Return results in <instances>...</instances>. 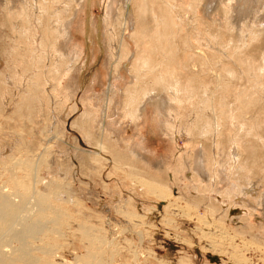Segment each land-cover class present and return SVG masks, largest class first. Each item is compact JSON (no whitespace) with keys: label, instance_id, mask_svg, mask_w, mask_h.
Wrapping results in <instances>:
<instances>
[{"label":"rangeland","instance_id":"obj_1","mask_svg":"<svg viewBox=\"0 0 264 264\" xmlns=\"http://www.w3.org/2000/svg\"><path fill=\"white\" fill-rule=\"evenodd\" d=\"M35 1L0 0V264H264V0H133L125 37Z\"/></svg>","mask_w":264,"mask_h":264},{"label":"bare ground","instance_id":"obj_2","mask_svg":"<svg viewBox=\"0 0 264 264\" xmlns=\"http://www.w3.org/2000/svg\"><path fill=\"white\" fill-rule=\"evenodd\" d=\"M71 0V4H72V8L70 10H61V14L62 13H65L67 14V19L63 21H60V24L54 28L55 29V32L57 35H66L67 37L68 36H71V32H79V31H82L84 32V28H83V18L81 17L84 13V10L85 12H87L88 8L92 5L95 4V2L97 0ZM133 0H121V9L123 11L122 13V28H121V31H120V35L119 36H126V33L125 31H127V29L129 28V25H130V16H131V9H130V4L132 3ZM34 2V1H33ZM36 3L33 4V8L31 9V12H34L35 14L38 13V11L40 12V7L38 5V2L39 0H36L35 1ZM103 2V1H102ZM106 3V2H105ZM113 3H114V0H112L109 4L107 2V6L105 7L108 14L111 12V9L113 7ZM99 4V3H98ZM104 5V4H103ZM23 6V5H22ZM28 6V5H27ZM31 6V4H29V7ZM208 10H212V5H211V2L208 4ZM26 7V6H25ZM32 7V6H31ZM28 8V7H27ZM114 8V7H113ZM21 9V8H20ZM136 9V8H135ZM27 10V9H26ZM29 10V9H28ZM114 10V9H112ZM21 11V10H20ZM30 11V10H29ZM135 11V10H134ZM113 13V12H112ZM162 13L164 14V16L167 18L169 15H170V11H169V8H166V6H163L162 7ZM81 15V16H80ZM119 16V15H118ZM60 17V16H59ZM119 18V17H118ZM164 19V18H163ZM62 20V19H61ZM61 23L63 24L62 27H61ZM166 25L164 26H169L170 23L168 21H165ZM162 24V23H161ZM53 29V30H54ZM166 29V28H165ZM73 30V31H72ZM50 32V31H49ZM51 33V32H50ZM70 34V35H69ZM161 38V37H160ZM71 39V38H70ZM81 40V39H80ZM75 41V40H74ZM164 41H161L160 39V44L158 46V48L162 47L165 48L164 46ZM159 48V49H160ZM162 51V49H161ZM161 55V54H160ZM120 58H113V63H112V67L113 69H115V67H117L118 65V62H120L119 60ZM173 59L172 56H169L167 59H166V62H164V66H161V67H167L169 66V64L171 63V60ZM161 62V61H160ZM160 70V69H159ZM111 88V87H110ZM109 92V91H108ZM107 92V93H108ZM106 114L104 113V118L106 117L105 116ZM141 117V116H140ZM144 120V119H143ZM104 121V120H103ZM105 122L103 123L102 122V129L105 127ZM98 141V140H97ZM139 154V153H138ZM107 162V161H106ZM29 189V188H28ZM33 191V189H31ZM246 190V189H245ZM31 193V192H29ZM34 192H32L33 194ZM31 194V195H32ZM18 195V194H17ZM27 195V194H26ZM34 195V194H33ZM36 195V194H35ZM16 196V195H15ZM25 196V195H24ZM43 195L40 196V200H39V203L42 204L43 203V200L45 199L46 202H48L49 200V196L47 195V198L46 197H43ZM33 197V196H32ZM38 197V195H37ZM37 197L35 198L36 199V202L38 203V199ZM27 198V196H26ZM33 200V199H32ZM19 201V200H18ZM16 201L14 203V201H12L11 199H9L8 197H6L5 195H2L0 194V242L2 239H4L6 236H9V230L12 229L13 230V226L15 225V223L18 221V218L21 215V212H23L25 209H26V205H27V202H26V199L25 200H21V201ZM45 202V201H44ZM40 207V206H39ZM38 207V208H39ZM47 207V206H46ZM49 208V207H48ZM45 210V209H44ZM42 210V211H44ZM52 210V209H51ZM28 211V210H27ZM40 212V211H39ZM45 212V211H44ZM47 212V211H46ZM25 213V212H24ZM2 214V215H1ZM34 217V216H33ZM22 218V217H21ZM20 218V219H21ZM24 218V217H23ZM42 218V217H41ZM19 219V220H20ZM32 220V219H31ZM23 221V220H22ZM41 221V220H40ZM39 220H37V222L33 220L32 224L29 225L28 223H26L23 228L18 226L16 228H22L21 231L19 232H16L13 234V237L14 238H17V240L21 241L22 243H25L26 239L27 238H30V237H33L34 235H36L37 232H39V227L41 226L39 224L40 222ZM45 222V221H44ZM39 224V225H38ZM16 226V225H15ZM14 226V228H15ZM60 227V226H59ZM45 228V227H44ZM17 230V229H15ZM42 230V228H41ZM82 230V229H81ZM18 231V230H17ZM86 237V236H85ZM31 240V239H30ZM29 240V241H30ZM16 241V240H15ZM18 242V241H17ZM34 242V241H33ZM8 243V242H7ZM34 244V243H33ZM4 246V245H3ZM27 246V245H26ZM34 246V245H33ZM30 249V248H29ZM13 252V251H12ZM19 252V251H18ZM26 252V251H25ZM10 253V252H8ZM28 253V252H27ZM31 253V252H30ZM13 255V254H12ZM22 255V253H21ZM24 255V254H23ZM26 255V254H25ZM22 256H20L21 258ZM19 258V259H20ZM24 258V257H23ZM25 260V259H24ZM29 261V260H28ZM29 263V262H28ZM35 263V262H34Z\"/></svg>","mask_w":264,"mask_h":264},{"label":"water","instance_id":"obj_3","mask_svg":"<svg viewBox=\"0 0 264 264\" xmlns=\"http://www.w3.org/2000/svg\"><path fill=\"white\" fill-rule=\"evenodd\" d=\"M213 260L217 261V258L216 259H213Z\"/></svg>","mask_w":264,"mask_h":264}]
</instances>
